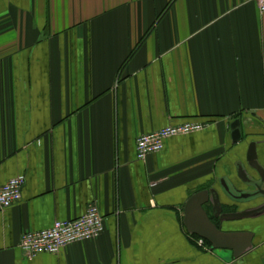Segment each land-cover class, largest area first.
Segmentation results:
<instances>
[{
	"label": "crops",
	"instance_id": "obj_1",
	"mask_svg": "<svg viewBox=\"0 0 264 264\" xmlns=\"http://www.w3.org/2000/svg\"><path fill=\"white\" fill-rule=\"evenodd\" d=\"M244 134L233 142L231 123ZM205 125L137 158L136 139ZM257 142L264 165V12L256 0H0V185L26 178L0 210V264H264V213L235 258L184 223L185 204L237 175ZM95 202L105 229L28 259L27 230L74 219ZM213 218L211 204L205 205Z\"/></svg>",
	"mask_w": 264,
	"mask_h": 264
},
{
	"label": "water",
	"instance_id": "obj_2",
	"mask_svg": "<svg viewBox=\"0 0 264 264\" xmlns=\"http://www.w3.org/2000/svg\"><path fill=\"white\" fill-rule=\"evenodd\" d=\"M231 129L233 142H240L244 137L240 119L231 123ZM236 165L240 181L252 189H240L224 177L220 182L226 196L234 203H260L243 210L225 212L220 192L214 187L204 189L193 194L186 202L184 223L190 233L207 239L211 243V250H230L238 258L253 247L254 233L226 230L224 224L264 213V165L258 158L257 142H251L248 147L247 166L241 161ZM206 204H211L213 217L219 221V225L205 209Z\"/></svg>",
	"mask_w": 264,
	"mask_h": 264
},
{
	"label": "built area",
	"instance_id": "obj_3",
	"mask_svg": "<svg viewBox=\"0 0 264 264\" xmlns=\"http://www.w3.org/2000/svg\"><path fill=\"white\" fill-rule=\"evenodd\" d=\"M264 12V0H256ZM205 125L196 122H183L166 125L152 132L143 133L136 139L137 158L145 160L150 154L159 153L166 141L174 136L201 131ZM26 178L19 175L0 185V210L7 209L22 199ZM105 229L104 216L95 202L88 204L85 213L74 219H56L49 228L27 230L23 233L20 247L28 259L40 253L57 254L68 245L99 237ZM200 244L204 239L200 238Z\"/></svg>",
	"mask_w": 264,
	"mask_h": 264
},
{
	"label": "trees",
	"instance_id": "obj_4",
	"mask_svg": "<svg viewBox=\"0 0 264 264\" xmlns=\"http://www.w3.org/2000/svg\"><path fill=\"white\" fill-rule=\"evenodd\" d=\"M192 236L193 237H199L198 235H196V234H192ZM205 240V242L209 245V246H211V243L207 240V239H204Z\"/></svg>",
	"mask_w": 264,
	"mask_h": 264
},
{
	"label": "flooded vegetation",
	"instance_id": "obj_5",
	"mask_svg": "<svg viewBox=\"0 0 264 264\" xmlns=\"http://www.w3.org/2000/svg\"><path fill=\"white\" fill-rule=\"evenodd\" d=\"M205 209H206V207H205ZM207 210V209H206ZM208 211V210H207ZM213 219V221H215L218 225H219V221L216 219V218H212Z\"/></svg>",
	"mask_w": 264,
	"mask_h": 264
}]
</instances>
